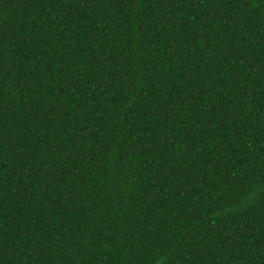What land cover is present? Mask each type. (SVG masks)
<instances>
[{
    "label": "trees",
    "instance_id": "trees-1",
    "mask_svg": "<svg viewBox=\"0 0 264 264\" xmlns=\"http://www.w3.org/2000/svg\"><path fill=\"white\" fill-rule=\"evenodd\" d=\"M0 264H264V0H0Z\"/></svg>",
    "mask_w": 264,
    "mask_h": 264
}]
</instances>
